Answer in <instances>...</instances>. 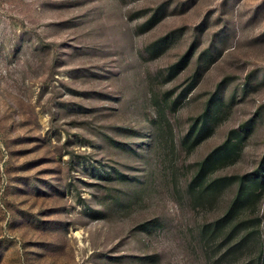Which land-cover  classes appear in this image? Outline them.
I'll list each match as a JSON object with an SVG mask.
<instances>
[{"label":"rangeland","instance_id":"1","mask_svg":"<svg viewBox=\"0 0 264 264\" xmlns=\"http://www.w3.org/2000/svg\"><path fill=\"white\" fill-rule=\"evenodd\" d=\"M231 127L241 149L214 173L256 174L264 0H0V264H264V190L240 215L251 241L216 236L220 262L201 226L236 181L209 206L185 190Z\"/></svg>","mask_w":264,"mask_h":264},{"label":"trees","instance_id":"2","mask_svg":"<svg viewBox=\"0 0 264 264\" xmlns=\"http://www.w3.org/2000/svg\"><path fill=\"white\" fill-rule=\"evenodd\" d=\"M155 127L160 126L161 120L157 118L154 120ZM243 124H241L242 127ZM207 113L201 112L198 122L192 121L188 126L187 131L182 136V142L187 140L188 146L197 143L204 135L209 132L207 127ZM240 127H231L225 137L210 148L200 159L196 161V166L193 173L186 182L185 190L193 205H212L218 196L221 189L232 181H236L237 188L231 198L228 206L224 212L217 216L213 220L206 221L201 226L202 235L205 240L209 242H216V248L220 250L225 247L226 242L216 241L218 234L225 230V227L230 223L227 238L234 231H241L238 238L232 243V245L226 246L221 250L220 254L216 258H212L214 262L218 260L220 262L223 258V254L228 252L231 247H242L247 242L251 241L249 235L253 229H247L249 226H253L255 222L252 221L253 217L240 216L246 209L250 212L254 211L255 203L259 199L264 190V167L256 168V174L249 173H237V174H215L214 171L221 165L233 161L238 155L242 141L245 137L246 131H243ZM245 216V215H244ZM254 218L257 216L254 215ZM236 219L235 222H232ZM225 236V237H226ZM207 242V243H208ZM209 245V244H208ZM214 245V246H215ZM211 253H215L214 249ZM210 258V254L208 255Z\"/></svg>","mask_w":264,"mask_h":264}]
</instances>
